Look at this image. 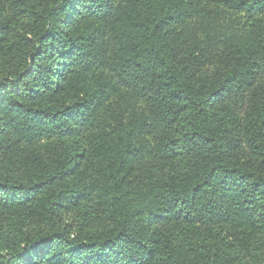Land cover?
<instances>
[{
    "label": "trees",
    "instance_id": "trees-1",
    "mask_svg": "<svg viewBox=\"0 0 264 264\" xmlns=\"http://www.w3.org/2000/svg\"><path fill=\"white\" fill-rule=\"evenodd\" d=\"M0 264H264V0H0Z\"/></svg>",
    "mask_w": 264,
    "mask_h": 264
},
{
    "label": "rangeland",
    "instance_id": "rangeland-1",
    "mask_svg": "<svg viewBox=\"0 0 264 264\" xmlns=\"http://www.w3.org/2000/svg\"><path fill=\"white\" fill-rule=\"evenodd\" d=\"M231 145L234 147V148H237V149H241V145H239L236 141H231L230 142ZM64 219L66 220L67 224L70 225L71 224V221H73L74 219L70 216V214L66 215L64 217Z\"/></svg>",
    "mask_w": 264,
    "mask_h": 264
}]
</instances>
